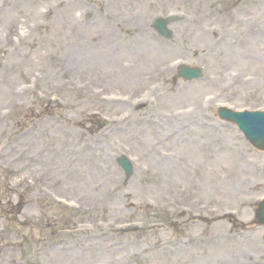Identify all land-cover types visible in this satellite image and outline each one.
Returning <instances> with one entry per match:
<instances>
[{
  "label": "rangeland",
  "instance_id": "374dc122",
  "mask_svg": "<svg viewBox=\"0 0 264 264\" xmlns=\"http://www.w3.org/2000/svg\"><path fill=\"white\" fill-rule=\"evenodd\" d=\"M187 1L183 5L181 0H103V5L105 6L99 7L101 11L88 12V18L85 17L84 13V0H75L68 4H64L62 0H50V2L43 3L39 7V18H42L41 12L45 8L54 9L52 10V18L49 20L53 21L49 26H42L41 24L35 27L26 26L27 24H25L24 27H21V32L25 33L28 38L24 49L19 50L15 46V43L11 48L6 47L4 40L6 32L0 31V45L2 47L0 59H3L0 66V73L3 74V82L0 85V107L3 108L5 105L18 100L16 112L21 115L23 122L30 124L32 123L30 121L31 116L36 117L38 112L44 115L50 112L45 110L46 104L40 102V90L35 89L27 92L28 94L20 98L14 96L12 93H15L19 87L26 84H33L36 78L40 80L41 86H58L64 74L70 73L71 75H75L77 69L87 70L90 76L95 75L99 78L104 75L105 77L113 78V81L110 82V90H129L132 84L130 80L122 76L123 71L120 70L122 63L129 62L134 64L137 73L141 72L147 76L154 75L157 73L159 67L165 66L166 63L177 57V53H179L181 48L180 42L185 39L183 27H180V24L176 25L174 28L178 27L179 31L176 29L178 32H175L173 43L177 44L168 45L172 43L161 41L153 34L151 29L145 28L142 30L143 21L146 19L147 23L152 13L154 14L153 18H155L160 16L162 11L170 10L169 12H171L179 9L182 10L183 8L195 11L199 2L208 4V0ZM227 1L218 0L223 7ZM252 1L255 2V0ZM261 1L263 3L261 8L264 13V0ZM25 4L33 7L29 0H15L13 4L8 6V12L0 18V30L4 29L7 31L6 27L3 26L5 20L12 21V26L17 21L28 22L36 18V16L24 17L21 14L22 10L26 8ZM227 9L229 12H233L234 7L230 6ZM249 10L242 11L241 23L231 25L229 29V40H247L248 45L244 44L236 48L227 44V50L230 49L231 51L227 59H225V56L222 57L213 52L212 54H208V52L200 55L199 59L197 57L195 63L199 67L205 68L207 75L232 96V102L238 108L255 107V109H261L264 107V57L248 55L253 53H257L258 55L263 53L264 55V22L259 21L256 18L257 15H254L258 12V8ZM97 12L101 14L100 19L97 16ZM102 12H105V14H102ZM109 13L116 18L115 28L103 24L105 22L103 20L111 19ZM93 17H95L96 22L93 23L94 21H92L88 24L87 21H91ZM84 18H86L85 21ZM38 22L45 23V20L41 19ZM68 22L73 23V27L64 25V23ZM256 24H259V29H261V34L258 38L261 39L260 41H256V37H248L247 33L248 28ZM195 29L197 27H193V30ZM199 31L198 29L197 32L201 35ZM199 41H201V38L196 40L190 39L191 45H195L196 43L198 46L200 44ZM86 42V46L90 50L97 52L96 55L94 52L90 57V65L94 64L95 67L86 68L85 59V66L83 64L80 68L72 71L68 70L69 58L72 55L77 57L78 54L75 53L81 47H84ZM96 45H99L100 48H96ZM239 48L243 49V56V51H239ZM114 71H120V74L114 75ZM165 79L167 80V77ZM257 80L259 82L254 84ZM107 81L105 80V86L109 85ZM209 83L210 81L207 84L185 85L182 83H172V80L168 78V90L169 84L172 87H179L174 92H167L165 94L160 111L154 113L153 117H146L147 113L135 116L134 122L128 124L124 132H121L115 138L110 137L105 140L104 145L96 153L87 149L88 137L93 138V135L90 136L85 130L82 132L78 128L67 126L59 118L58 122L56 118L51 120V122L47 120L48 123L40 124L38 131L35 132V140L31 144V147L34 148L32 153L37 154L36 161L32 162V165L27 164V154H25V150L21 151L18 159L21 160V167L23 169L17 170V176L18 178L23 176L46 177V181H43L44 186L53 187L56 190L65 189L73 197L84 194V202L87 205H96L92 209L94 213L87 216L83 213L76 215L77 217L90 219L85 221L87 223H96L97 220L101 224H105L109 220L123 223L142 219V214H138L142 210L141 203L143 204L148 199L159 202L165 200L162 195L176 190L177 181L188 190L185 196L187 198V207H192L196 204L193 200H201L203 204L207 205L213 206L215 204L221 207H230L231 209L238 208L244 214L242 219L250 222L254 216V208L244 207L242 210L240 203H249L254 196L264 193V154L262 155L250 150L237 131L228 130L223 131L220 136L217 134L216 136H210L211 139L207 140L208 146L200 151L191 150V147L195 146L189 147V155H185L181 158V161H174L178 167H181L179 169L186 170V174L179 175L177 173L178 177L171 179L173 185L170 189H166L165 186L163 189L159 188L157 179L162 176L167 180L168 175L164 172L157 173L148 160L153 158L154 154L156 157H159L156 153L157 149H159V154L163 150L162 148L167 146L160 147L163 143L164 135L170 131V128L165 123L166 116L172 112H176L179 108H187L200 104L205 94L214 92L213 87H210ZM96 106L95 102L82 101L81 105H79L78 101L72 100L71 107L66 110L68 112L67 116L69 120H76V122L80 123V121L86 119V116L82 115V113H89ZM162 113L164 118H161ZM212 114L213 112L206 116L213 118ZM15 121L6 122V130L11 132L10 122ZM212 122L215 123L214 119ZM196 134V139L206 141L207 138L204 136L202 130L196 129ZM5 135L3 134L2 136L6 137ZM188 138L189 140L192 139L190 136ZM212 141L213 145H211ZM218 141H224L225 146L230 151H221ZM123 145L132 148L133 154L136 157H143L145 159L144 164L151 166L152 175L148 180L140 178L138 171H136L135 177L130 183L125 184L123 182V175L118 172L119 170L115 165L116 159L121 154H127L123 152ZM112 146L116 147L120 151V154L116 151L115 153L109 152L113 149ZM60 148L64 150L62 151ZM171 148L175 147L172 146ZM57 151H60L59 155L56 153ZM128 154L137 162L135 156L130 153ZM241 156H244V158L242 159ZM5 158L15 161L16 157L7 152ZM185 159L189 160V166L187 167L183 165ZM6 165L5 161L0 162V179L4 183H6V178L7 183L10 180L9 174L4 172L6 169H3ZM196 167L198 168L197 174ZM108 169L112 171V177L107 176L106 172H108ZM230 169L232 175L227 181H224L221 178L222 174ZM254 185H259L260 188L257 190ZM1 187L3 185L0 183ZM252 187L254 191L251 190ZM238 189L240 193H238ZM235 192L238 194H235ZM55 209L46 207V204L43 203L37 210L30 211V214L34 215L33 218H36L37 221L31 227V230H28V234H32L35 239H38L40 238L39 229L44 232V235L48 233L50 236L53 231H58L56 228L58 223L54 224L47 220L50 217L49 213L59 215V212ZM246 211H250V213L247 214ZM191 217L196 218V224L190 222ZM64 218L60 222L61 224L72 225L73 222L69 217ZM165 218L170 223L179 220L180 222L187 223V226L179 227L178 232H175L171 228L170 233L173 236L171 234L164 235L159 238L161 240L182 237L187 235L188 232H191L194 237H196L197 233L199 239L202 240L206 237L216 236V234L223 231L222 229L214 230L213 235L210 231L211 228L206 229L201 220L208 217L203 212L191 215L188 218L183 217L182 219L167 215ZM144 219L161 221L164 217L161 213L152 212L146 215ZM190 225L196 226L192 228ZM250 228L255 227L252 226ZM255 229L263 231L262 235L258 237L263 242L264 228L256 227ZM187 230L188 232H186ZM1 238L3 240V237ZM256 238L254 235L248 236L246 238L247 241L239 243L237 247L239 250H243L242 252L247 251V253H250L251 251H255V254L262 255L264 253V245L262 247L257 246ZM4 241L7 243L8 239ZM125 243L127 244V254L135 246L145 249L143 246L149 247L155 242H150L148 239L140 236H129L125 239ZM138 245H142V247ZM222 245L224 247L215 250L214 247H211L202 253H198L202 256L198 260H196V248L192 247L189 251L184 252L183 264H191L192 261L193 264H220L219 261H222L223 257L228 258L233 253L231 251L233 250V246L228 247L224 243ZM107 258H109V254H104L101 258L97 256L94 260ZM159 258L163 264L168 261L169 255L162 254ZM26 259V256L8 254L4 255L3 258L0 257V264H13V260L24 263L23 260ZM45 261L47 263L54 261L57 264H86L88 257L78 258L71 256L62 258L54 255L47 257Z\"/></svg>",
  "mask_w": 264,
  "mask_h": 264
},
{
  "label": "bare ground",
  "instance_id": "6f19581e",
  "mask_svg": "<svg viewBox=\"0 0 264 264\" xmlns=\"http://www.w3.org/2000/svg\"><path fill=\"white\" fill-rule=\"evenodd\" d=\"M132 77V76H131ZM192 149H195V147H191ZM198 150H200V147L199 145L196 147ZM159 166L161 165L159 162H158ZM160 168H162V166H160Z\"/></svg>",
  "mask_w": 264,
  "mask_h": 264
}]
</instances>
